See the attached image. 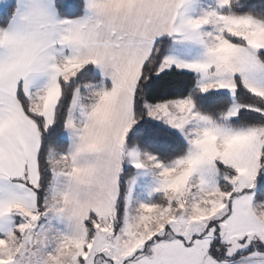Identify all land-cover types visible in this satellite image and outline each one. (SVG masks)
Here are the masks:
<instances>
[{"label":"snow or ice","instance_id":"1","mask_svg":"<svg viewBox=\"0 0 264 264\" xmlns=\"http://www.w3.org/2000/svg\"><path fill=\"white\" fill-rule=\"evenodd\" d=\"M0 264H264V0H0Z\"/></svg>","mask_w":264,"mask_h":264}]
</instances>
